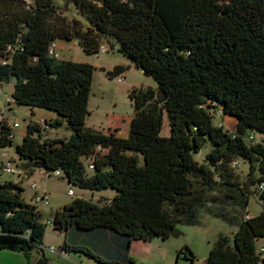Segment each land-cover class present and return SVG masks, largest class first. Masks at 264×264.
<instances>
[{"label":"trees","instance_id":"trees-1","mask_svg":"<svg viewBox=\"0 0 264 264\" xmlns=\"http://www.w3.org/2000/svg\"><path fill=\"white\" fill-rule=\"evenodd\" d=\"M66 1L76 3L86 25L68 18L55 0H0V88L14 79L12 102L32 115L35 108L55 113L28 125L16 147L21 167L60 170L83 189L116 191L101 204L78 197L55 211L61 250L100 264H134V241L168 239L178 225L197 224L200 208L210 205V213L238 229L233 243L219 235L209 264L264 263L256 246L264 237V210L247 211L251 197L264 201V0ZM59 40H78L88 54L114 40L157 81L129 92L134 115L127 137L87 126L96 67L59 60L50 53ZM127 68L107 74L114 78ZM12 102L0 106V150L15 138L5 114ZM165 114L170 135L162 134ZM225 114L236 118L234 130L213 123ZM64 122L70 137L41 139L42 128ZM208 140L213 147L201 163L194 154ZM83 158L93 164L92 175ZM241 161L249 163L243 178ZM41 216L20 184L0 186V249L23 252L33 264V252L43 249ZM185 248L193 262V250Z\"/></svg>","mask_w":264,"mask_h":264},{"label":"rangeland","instance_id":"rangeland-1","mask_svg":"<svg viewBox=\"0 0 264 264\" xmlns=\"http://www.w3.org/2000/svg\"><path fill=\"white\" fill-rule=\"evenodd\" d=\"M55 3L60 5L64 9L65 15L72 19L76 18L81 20L85 25L87 24L86 18L79 11L75 2H68L66 0H55ZM59 42L65 45H59L57 48L59 60H72L76 62L90 63L96 67L93 75V83L91 96L89 101V110L91 114L86 120V124L89 127H98L106 124L107 119L110 116L128 118L134 113V108L129 97V92L135 87L140 90H144L148 87H156L157 81L152 77L146 75L142 69L137 68L133 62L125 57L118 48V45L114 40L105 41L109 47V52L106 54H88L84 51L82 46L76 41L59 40ZM84 60V61H83ZM123 63L127 70L121 74L124 78L121 82L116 77L111 78L107 72L115 62ZM104 67V68H102ZM14 90V79L10 83L3 86L4 94L0 97V106L4 109L7 106L6 97L10 95ZM31 109L28 106L19 105L15 102L11 103L10 108L5 110V114L15 133L13 144L4 148L9 158L14 160V165L21 170V159L16 152L17 145L23 141V134L27 131L30 123H37L42 125V117L55 114L53 111L35 108L32 115ZM19 123L18 127L14 124ZM213 123L215 125H223L225 129L234 130L237 124V120L234 116L224 115L223 117H214ZM71 130L68 128L67 122H64L58 127L42 128V140L45 138H68L71 135ZM253 133L256 138L262 136L258 132L249 131V134ZM163 135H170V126L168 123L167 115H164V125L162 129ZM38 136V134H36ZM213 145L208 140L204 147L194 154V157L199 162L203 163L205 155L212 149ZM83 162L87 171V174L92 175L94 170L89 167V159L83 158ZM249 169V163L246 161L240 162V167L237 172L241 177H245ZM6 178L13 179L15 184H20L23 187V197L26 202L37 205L41 212V219L46 224V231L43 239V249L45 255L55 257L57 259V253L51 250V248H58L59 251L64 242V233L55 229L53 225V216L56 210L62 208L65 205L70 204L78 197H83L94 203H103L110 201L116 194L113 189H105L100 191H92L89 189H83L79 186L70 184L68 179L62 173L60 176L55 174H49L43 168H35L34 171H26L22 169L21 173L14 175L7 174ZM38 185L39 193L47 191L49 195V203L44 204L38 202L36 197V191L32 188L33 184ZM73 189L74 194L70 195L69 190ZM209 206L206 205L199 210V222L194 225L180 224L177 229L181 232L179 236H171L168 239L161 237H154L149 240L151 244L152 252L155 256L162 257L166 254V259L150 258L146 255L131 254L132 259L137 264H205L211 247L219 237V235L228 236L231 242H234L235 233L238 229V224H231L220 217L210 213ZM264 210V201L260 200L257 196H253L250 199V203L247 211L250 215H258ZM141 241V240H140ZM138 242V241H137ZM138 244V243H136ZM185 246H189L194 254L195 259L192 262L186 257L185 252L187 249ZM257 251L264 246V237L259 238L256 241ZM184 248V253L178 256V252ZM38 252H33V257H36ZM62 262L60 264H100L83 255L77 253H69L66 257H61ZM69 260V261H68ZM67 262V263H66ZM0 264H30L26 255L20 251H13L9 249H0ZM258 264H264L262 261Z\"/></svg>","mask_w":264,"mask_h":264},{"label":"crops","instance_id":"crops-1","mask_svg":"<svg viewBox=\"0 0 264 264\" xmlns=\"http://www.w3.org/2000/svg\"><path fill=\"white\" fill-rule=\"evenodd\" d=\"M59 45L61 46V45H65V44L58 41L57 42V48L59 47ZM117 65L125 66L123 63H120L117 61V62L113 63L112 66L110 67V69H108V70L109 71L113 70L115 68V66H117ZM102 68H104V67H102ZM12 92L13 91H11L10 95L12 94ZM7 97H6V101H7ZM5 107H7V106H5ZM133 115H134V113L131 116H129L128 118H124V117L118 118V117L113 115V116L108 117L106 124L101 123L102 125H100L98 127H93V128L99 129V130L103 131L104 133L114 132L117 136L125 138L129 135L130 125H131ZM52 117H53V115L47 114V116L42 117L41 119L42 120L43 119H51ZM9 180L13 181V179H9ZM136 243H138V244H136ZM150 246H151V244L149 243V241H140V240L138 242L134 241V243L132 244L131 249H130V255L134 253V254L146 255V256L153 258V259L154 258H158V259H162V260L166 259V254L163 257H162V255L156 257L155 253L152 252V248ZM68 255H69V253H68ZM68 255L65 253L58 252L56 257L59 260V262H62L61 257L67 258ZM50 258H55V257H50ZM134 264H137V263L134 261Z\"/></svg>","mask_w":264,"mask_h":264},{"label":"built area","instance_id":"built-area-1","mask_svg":"<svg viewBox=\"0 0 264 264\" xmlns=\"http://www.w3.org/2000/svg\"><path fill=\"white\" fill-rule=\"evenodd\" d=\"M57 42L52 43V45L50 46V53L55 55L56 57H58V53H57ZM99 54H106L107 52H109V47L106 44H102L100 46V50H99ZM118 81H122L124 78L121 75L116 76ZM4 94L3 88H0V97ZM7 102L9 101H13V99H11V95L7 94ZM42 124H44L45 119H43ZM15 127L19 126V123H15L14 124ZM90 167H93V164H90ZM22 167L21 170L18 169V167H16L14 165V160L12 158H9V155L7 154V152H5L4 150H0V186L4 185L6 182H8L9 180L6 178L7 174H16V173H21L22 172ZM54 174L57 176H60L62 173L60 170H56L54 171ZM32 188L35 189L36 191V197L35 199L38 202H43L44 204H48L49 203V195L48 192L45 191L42 194L39 193V189H38V185L35 183L32 185ZM69 194L73 195L74 194V190L70 189L69 190ZM249 217V216H248ZM52 251L54 252H61V253H65L62 250L59 251L58 248H51ZM259 253L261 254V256L264 257V246L261 247V249L259 250ZM66 254V253H65Z\"/></svg>","mask_w":264,"mask_h":264},{"label":"water","instance_id":"water-1","mask_svg":"<svg viewBox=\"0 0 264 264\" xmlns=\"http://www.w3.org/2000/svg\"><path fill=\"white\" fill-rule=\"evenodd\" d=\"M78 42V40H75ZM181 232L176 228L172 231V236H179ZM68 255V253H66ZM33 264H60L58 259L55 258H48L45 255L44 249L38 250V254L36 259L34 260ZM205 264H209L208 259L206 260Z\"/></svg>","mask_w":264,"mask_h":264}]
</instances>
